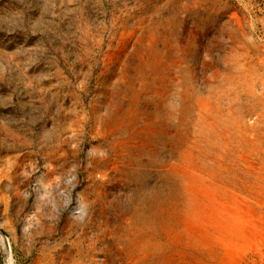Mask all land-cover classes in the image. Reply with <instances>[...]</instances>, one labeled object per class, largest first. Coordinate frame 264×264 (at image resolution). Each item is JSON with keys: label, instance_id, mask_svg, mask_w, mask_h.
Instances as JSON below:
<instances>
[{"label": "rangeland", "instance_id": "obj_1", "mask_svg": "<svg viewBox=\"0 0 264 264\" xmlns=\"http://www.w3.org/2000/svg\"><path fill=\"white\" fill-rule=\"evenodd\" d=\"M0 264H264V0H0Z\"/></svg>", "mask_w": 264, "mask_h": 264}]
</instances>
